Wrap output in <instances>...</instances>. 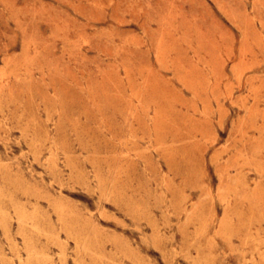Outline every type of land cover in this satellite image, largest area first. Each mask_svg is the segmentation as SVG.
<instances>
[{"label": "rangeland", "instance_id": "rangeland-1", "mask_svg": "<svg viewBox=\"0 0 264 264\" xmlns=\"http://www.w3.org/2000/svg\"><path fill=\"white\" fill-rule=\"evenodd\" d=\"M0 264H264V0H0Z\"/></svg>", "mask_w": 264, "mask_h": 264}, {"label": "bare ground", "instance_id": "bare-ground-1", "mask_svg": "<svg viewBox=\"0 0 264 264\" xmlns=\"http://www.w3.org/2000/svg\"><path fill=\"white\" fill-rule=\"evenodd\" d=\"M22 219V218H21ZM30 220V219H29Z\"/></svg>", "mask_w": 264, "mask_h": 264}]
</instances>
